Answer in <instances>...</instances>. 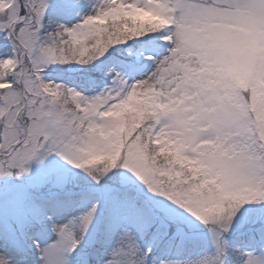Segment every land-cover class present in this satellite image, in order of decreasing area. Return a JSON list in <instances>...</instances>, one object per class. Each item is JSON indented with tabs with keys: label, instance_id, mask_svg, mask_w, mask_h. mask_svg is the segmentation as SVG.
Masks as SVG:
<instances>
[{
	"label": "snow or ice",
	"instance_id": "obj_1",
	"mask_svg": "<svg viewBox=\"0 0 264 264\" xmlns=\"http://www.w3.org/2000/svg\"><path fill=\"white\" fill-rule=\"evenodd\" d=\"M0 264H264V0H0Z\"/></svg>",
	"mask_w": 264,
	"mask_h": 264
}]
</instances>
